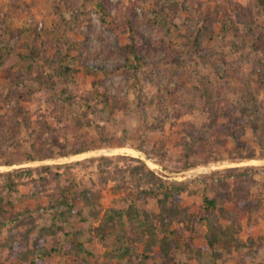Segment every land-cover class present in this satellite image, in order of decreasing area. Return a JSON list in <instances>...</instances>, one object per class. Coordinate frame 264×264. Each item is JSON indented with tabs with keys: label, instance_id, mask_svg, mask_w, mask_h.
<instances>
[{
	"label": "rangeland",
	"instance_id": "obj_1",
	"mask_svg": "<svg viewBox=\"0 0 264 264\" xmlns=\"http://www.w3.org/2000/svg\"><path fill=\"white\" fill-rule=\"evenodd\" d=\"M227 9L230 14L249 9L255 23L247 25L235 17L227 21ZM147 15L155 21L146 24ZM0 16L5 18V22L0 21V103L7 99L8 110L21 106L35 137L45 136V140L49 130L59 129L60 144L71 146L49 150L52 155L43 160L0 163V175L22 171L39 178L46 167L53 175H44L51 183L39 199H28L30 187L20 183L19 193L8 195L1 191L4 181H0V264H23L11 255L21 238L14 228L23 221L35 222L36 228L49 225L56 215L51 201L54 195L62 194L67 186L97 185L101 172L109 171V161L101 159L112 160L113 171L115 165H126L119 159L124 156L139 159L153 174L142 177L141 183H131L133 199L139 189L153 188L154 181L160 179L185 186L182 207L199 216L206 198L223 199L225 190L218 186L213 189L218 182H227L229 193L234 191L236 179L247 182L245 195L252 199L249 213H243L236 194L224 203L229 214L239 216L240 233L236 237L242 244L222 252L215 264H264V131L256 132L253 116L246 118L243 133L232 127L255 96L264 101V50L259 53L260 62L255 48L256 44L264 47V0H0ZM126 21L133 23L136 43H130ZM163 26L170 28L169 36ZM178 35L201 45L199 49L191 46L190 51L197 50V54L190 69L203 76L209 71L225 76L228 71L234 77L233 93L211 100L204 90L195 89L197 81H186L180 72L175 77L170 75V66L163 62L174 54L175 44L185 46L183 42L189 40L182 42ZM136 50L142 64L137 71L132 68ZM204 52H208L205 57L209 64L201 58ZM96 87L100 94L93 102L90 98ZM20 90L28 93L24 101L18 98ZM102 94H107L109 107L101 103ZM239 102L244 109L237 107ZM256 107L252 111L262 109L264 113V104ZM223 127L227 131L220 136ZM192 129L199 131L197 141L190 137ZM26 131L22 128L21 134L28 140ZM231 132L241 134L245 145L237 146ZM64 134H68L67 140ZM219 139L225 147L216 143ZM84 141L97 149L73 155L79 147L76 145ZM190 145L194 151L189 150ZM61 152L70 155L61 156ZM55 174L60 177L55 178ZM131 196L126 192L116 196L109 186L102 191V204L107 209L114 200L127 197L125 204L119 202L126 207ZM139 206L154 211L156 198L148 197ZM21 213L18 219L23 221L19 224L14 218ZM220 220L227 223L222 217ZM188 225L187 219H181L171 229ZM155 226H159L157 222ZM193 228L195 233L178 238L171 264H202L198 250L206 245L208 229L205 225ZM74 232L57 235L56 239H73ZM156 233L158 240L165 236L159 229ZM151 246L152 252L147 253L144 244L137 245L139 262L157 264L154 257L160 243ZM85 247L90 264H119L118 258L108 257L114 243L88 236ZM74 257L56 250L47 261L72 264Z\"/></svg>",
	"mask_w": 264,
	"mask_h": 264
},
{
	"label": "trees",
	"instance_id": "obj_2",
	"mask_svg": "<svg viewBox=\"0 0 264 264\" xmlns=\"http://www.w3.org/2000/svg\"><path fill=\"white\" fill-rule=\"evenodd\" d=\"M227 11L228 9L224 12L227 21H233L235 17L236 21L243 22L247 25L255 23V20L250 18L251 11L249 9L242 10L241 12L233 10L234 12H232V14ZM151 17L150 15L146 16V24H151L155 21ZM1 20L5 22V18L0 16V21ZM125 23L129 26L131 31L132 38L130 39V43H136V37L133 34V23L131 21H126ZM163 29L166 31L167 36H169L170 28L163 26ZM20 33L22 34L23 32L20 31ZM178 37L182 42L184 39L185 41L186 39L189 40L183 42L185 46L179 45L178 43L175 44L174 54H170L167 60L163 62L164 65L170 66V75L175 77V75L177 76L178 72H180L186 81H197L198 86H195V89H197V91L204 90L205 94L211 100L214 97L218 99V96L222 97L228 93H233V87L235 86L233 83L234 77H231L228 71L225 72V76H220L219 73H214L213 71H209L208 76H203L202 72L195 71L193 68L190 69L191 62L197 54V50L191 52L190 49L192 47L199 49L201 45L198 42L193 44L191 42V37L180 38L179 35ZM166 42L167 41H164L163 43L168 47L169 44ZM170 43L173 44L172 40ZM255 48L261 62L262 60L259 53L264 50V47H261L260 44H256ZM207 53L208 52H204L201 57L205 62L204 64H209L207 62L208 57H205ZM133 55V65L131 64L133 67H131L137 71V69L142 67L141 57L137 50ZM223 63L229 65L227 60H223ZM263 83L264 81L261 84L263 85ZM94 92L93 98L91 96L90 99L94 100L100 94L97 87L94 89ZM27 96L28 93L22 92L21 90L18 93V98L23 101ZM100 99L105 107L110 106L107 94H102ZM259 99L260 96L257 95L255 99L247 103L249 105L248 109L240 102L238 103L237 107H242L243 109L245 107V111L243 110L242 114L233 121L236 126L232 125V127H237L238 132L242 130L241 133H243L245 131L247 127L246 118H250L251 116L255 118L256 128L252 126L256 129V132L264 131V124H262L264 113L262 109H257L258 111L256 112L252 111V107L257 108L256 106L264 104V101ZM93 102H95V100ZM5 105H7V99H5L3 103H0V163L3 162L4 165H14L23 161L43 160L45 157L52 155L49 150L59 149L60 151V149L67 150V148L71 147L70 145H66V143L64 145L60 144L59 136L62 132H59V129L49 130L50 132L45 140H43L45 136L42 137L38 135L35 137L36 134L33 129L30 130L28 124L30 120L26 113H24L23 108L17 105L13 110H8ZM250 111L253 113H250ZM22 128L27 130L26 132L29 135L28 140H25L22 136ZM226 131L224 127L221 128V134L219 135L221 136ZM198 132L199 131L192 129L190 137L194 139V141H197ZM67 135L68 134H64L63 138L65 140H67ZM230 136L235 140L237 146L242 147L245 145L241 142V134L231 132ZM219 142L222 143L224 147L226 146L220 139L216 141V143ZM111 143L108 147L112 146ZM28 144H30V147H28ZM196 145L199 144L196 143ZM76 146L79 147L73 150V155L97 149L95 145L87 146V142L85 141L82 145L78 144ZM189 150L194 151L192 145L189 146ZM60 155L68 156L70 153L66 152V154H62L61 152ZM253 157L254 156H250L249 158L253 159ZM119 159L125 160L126 165H115V170L113 171L110 170V166H113L112 160L107 157L101 159L109 161L110 172H101L97 185L91 182L88 186L84 183L77 188L67 186L64 191H61L62 194L54 195L51 201H54V206L52 207L56 215L54 216V221L49 225L36 228L34 225L35 222L33 224L31 221L18 219L21 218L22 213L14 218V220H18L19 224L22 223V221L23 223L18 228H14L17 237L21 238L18 242H15L12 248V257H16L17 260H20L23 264H49L47 260L50 255L57 250L58 253L62 251V253L65 252L67 255L73 254L75 256V263L72 264H90L87 258L89 252L85 247V240L88 236H92L93 238L97 237L102 243H114V249L109 252L108 257L118 258L119 264H145V262H139L140 260L138 259L139 254H137V245L140 242L144 244V250L147 253L152 252L151 245L160 243L159 249L156 252L157 254L154 257L156 260L155 263L171 264L174 261L171 259V252H173L176 247H179V243L177 242L178 238H184L187 232L195 233L196 230L193 228L194 225H205L208 229L204 237L206 245L203 249L198 250V259H200L202 264H215L218 259H221L223 255L222 252H230L233 248H237L242 244L241 242L240 244L237 242L236 237L240 233V229L237 227L239 216L235 213L229 214L224 208V203L226 199L227 203L232 201L233 194H236L241 200V208L244 210L243 213H249L248 209L252 199H248V195H245L249 188L246 184L247 182L236 179L234 182L235 189L230 193L228 191L230 188L227 182H218L217 185H214L213 189H215L216 186L223 188L225 190L223 199H219L218 197L206 198L204 200V212L199 216L182 207L184 201L183 194L186 192L185 186H179L175 183L166 184L160 179L154 181L155 187L153 186V188L144 190L139 189L136 198L133 199L131 196L133 193L131 183H135L136 181L141 183L142 177L151 178L153 174L139 159L134 157L129 158L127 156L120 157ZM136 162H140L142 165H134ZM44 170L45 174L42 175L41 173L39 178L31 176V172L24 174L22 171L0 175V178L2 177L0 181L2 179L4 181V183L1 184V191L6 192L8 195L9 193L18 194L19 183L23 185L26 184L28 188L30 187L28 199H39V194L45 191L51 183L46 176H53L51 175L52 171L50 167H46ZM54 176L55 178L60 177V174H55ZM129 185H131V187H129ZM109 186L116 196L121 195V193H128L129 197L131 196L130 204L126 207L119 205V202L125 204L128 199L127 197H120L113 201L111 207L105 209L102 204V191L107 187L109 188ZM148 197L156 198V210L148 211L145 207L142 208L139 206L145 203ZM218 213H220L221 216L218 215ZM220 217L226 219L225 221L227 223L224 224L220 220ZM181 219H187L189 225L187 227L172 230V225L175 222H180ZM26 222H28L27 225ZM155 222L158 223V227L155 226ZM96 223L99 225L95 227L94 224ZM24 225H26V229L21 232V227H24ZM74 226L75 228H73ZM158 229L160 232L165 233V236L161 240L157 238L158 234L156 231H158ZM68 231H75L73 235L69 234L73 239L66 241L63 238H61L62 241L56 239L57 235H61V237H63V235H68ZM13 236L16 237L15 234H13ZM194 248L195 247H193V249ZM34 257L35 259H33Z\"/></svg>",
	"mask_w": 264,
	"mask_h": 264
},
{
	"label": "bare ground",
	"instance_id": "obj_3",
	"mask_svg": "<svg viewBox=\"0 0 264 264\" xmlns=\"http://www.w3.org/2000/svg\"><path fill=\"white\" fill-rule=\"evenodd\" d=\"M120 152V151H119ZM135 156V155H134Z\"/></svg>",
	"mask_w": 264,
	"mask_h": 264
}]
</instances>
